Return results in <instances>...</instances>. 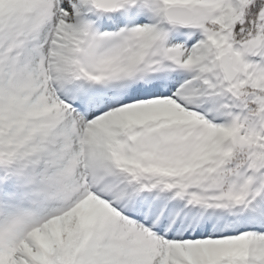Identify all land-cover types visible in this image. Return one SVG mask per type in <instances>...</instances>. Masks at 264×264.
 <instances>
[{
  "label": "snow or ice",
  "instance_id": "6c2138e0",
  "mask_svg": "<svg viewBox=\"0 0 264 264\" xmlns=\"http://www.w3.org/2000/svg\"><path fill=\"white\" fill-rule=\"evenodd\" d=\"M0 264H264V0H0Z\"/></svg>",
  "mask_w": 264,
  "mask_h": 264
}]
</instances>
